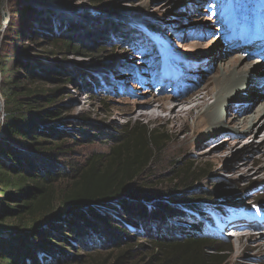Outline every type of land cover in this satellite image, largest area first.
<instances>
[{
  "label": "trees",
  "instance_id": "16d2710c",
  "mask_svg": "<svg viewBox=\"0 0 264 264\" xmlns=\"http://www.w3.org/2000/svg\"><path fill=\"white\" fill-rule=\"evenodd\" d=\"M44 1L24 0L1 35L0 264H86L77 252L87 249L120 251L113 264H222V257L212 252L222 243L206 228L209 221L197 200L187 194L163 198L143 179L169 142L166 132L125 126L120 135L109 136L108 153H93L84 165L69 169L60 163L78 141L70 131L84 137L81 127L87 123L65 117L55 86L73 85L87 95L94 86L52 56L62 51L98 57L104 48L94 44L109 40L108 34L121 42L134 40L113 24L89 31L88 24H75ZM106 1L89 3L100 7ZM149 31L157 35L159 28ZM39 38H46L54 51H38L33 45ZM143 43V49L133 48L144 52L154 77L162 61H153ZM189 178H180L175 189L190 188ZM191 213L199 218L188 227L178 221Z\"/></svg>",
  "mask_w": 264,
  "mask_h": 264
},
{
  "label": "rangeland",
  "instance_id": "374dc122",
  "mask_svg": "<svg viewBox=\"0 0 264 264\" xmlns=\"http://www.w3.org/2000/svg\"><path fill=\"white\" fill-rule=\"evenodd\" d=\"M23 2L2 0L3 22H9L12 12ZM44 3L75 24H88L89 31L113 24L117 31H129L126 34L133 35L134 40V43L121 42L116 34H108L109 40L94 44L104 48L98 57L70 56L62 51L52 56L77 69L79 76L86 75L94 86L89 95L73 85L55 86L62 97L59 104L67 110L65 117L73 121L84 118L87 123L81 127L85 130L84 137L70 131L69 136L78 141L60 163L69 169L71 165H84L93 153H108L109 136L120 135L125 126L130 129L156 127L168 134L169 142L157 153L143 179L163 198L187 194L191 201L197 200L198 210L209 221L206 228L222 243L212 251L222 257V264H264V224L259 228L264 217V125L259 127L255 123L245 132L242 124L243 117L253 115L264 102V64L259 63L264 62V30L257 29L258 25L264 29V0H109L100 7L92 6L89 0H45ZM7 25L0 30V46ZM244 26L252 35L246 41L251 44L242 46L243 40L235 36V31ZM154 27L159 28L157 35L149 31ZM259 37L260 41H254ZM135 39L141 49L145 47L143 42L148 44L150 48H146L152 51L153 61H163L156 74L162 76L156 81L148 74L144 52L133 48L139 47ZM33 46L40 52L54 51L46 38H39ZM225 48L228 53L221 54L220 50L225 51ZM215 56L221 60L211 61ZM229 62H234L238 68L248 65V71L240 79L244 76L250 88L262 97L253 104L252 96L240 91L230 103L221 102L220 120L215 130H190L200 110L192 111L185 123L177 127L163 118L137 117L148 111L149 107H144L148 101L154 100L153 106L157 107L161 97L182 100L205 95L213 89L214 81L224 73ZM172 63L182 66L175 75L178 79L173 81L170 80L174 74ZM152 66L155 65L150 64ZM185 87H188L187 93H184ZM240 98L244 101H239ZM207 99L209 104L213 103L209 95ZM180 102L176 111L183 106ZM0 104L2 106L1 96ZM130 111H133L132 117L128 115ZM67 146L70 144L65 148ZM187 168L195 173L184 174ZM187 177L193 181L191 187L176 190L175 185L181 184L180 178ZM198 218L191 213L178 221L188 227ZM244 225H254L260 230L247 229ZM96 245L99 244L96 242ZM257 245L260 247L254 248ZM220 249L222 252H218ZM119 253L116 249L96 252L87 249L79 250L77 255L83 257L86 264H113ZM125 264L129 263L125 261Z\"/></svg>",
  "mask_w": 264,
  "mask_h": 264
},
{
  "label": "bare ground",
  "instance_id": "6f19581e",
  "mask_svg": "<svg viewBox=\"0 0 264 264\" xmlns=\"http://www.w3.org/2000/svg\"><path fill=\"white\" fill-rule=\"evenodd\" d=\"M247 25H248V27H250V24L248 22H247ZM246 26H244V28L238 27L237 31H235L236 32L235 36L238 37L239 39L241 38L243 40L242 46H245L247 44L246 43L247 38L250 35H252L251 33L248 32L249 30H248V28H246ZM240 48L243 49V47H240ZM220 53L221 54H227L228 49L225 48V51L220 50ZM220 58L221 57L216 58V56H215V57H212L211 61H213V62L220 61L221 60ZM218 59H220V60H218ZM259 63L264 64V62H259ZM221 67H222V65H221ZM247 71H248V65L247 64H246V66H243L242 68H238V67H236L234 62H229L226 66V70L224 71V73L221 74L220 76H218L216 78V80L214 81L213 89L210 92L206 93L205 95H202V96L197 95V96H193V97L188 96L186 98H183L182 100H173L171 98L167 99L165 97H163V98L161 97L158 100L156 99L160 103L159 106H157V107L153 106L154 100L151 102L148 101L147 104H145V106H144L147 108L149 107L148 111L140 113L139 116H137V117L146 118L149 120H155V119L163 118L165 121L171 122L175 127H177L179 123H185L186 118L188 117V115L191 114L192 111L200 110V112H199L200 116L195 121L194 126L189 127L190 130L194 131V129L198 130L200 128L215 130L218 123H219V120H220V114L218 117V109H219L218 107H220L221 102H223L224 104L230 103L231 101H233L236 98L235 97L236 94L238 95V93H240V91L246 92L247 95L250 97L252 96L251 99L253 100L252 101L253 104L256 101H259L260 98L262 97L257 90L250 88V85L248 83H246V79L244 76L241 77V79H240V76L243 73L245 74ZM251 76L252 75L250 74V77ZM251 79H253V78H251ZM140 81L142 82V80H140ZM155 81H152V83H154ZM263 84L264 83H262V85ZM263 87H264V85H263ZM242 88L244 90H241ZM187 91H189L188 87H185L184 93H187ZM232 94H233V97H230ZM208 95H209L210 99L213 100L212 104L208 103V99H207ZM239 101L243 102L244 99L240 98ZM178 102L182 103L183 106L178 111H176ZM132 114H133V111H130L128 113V115L130 117H132L131 116ZM237 117H239V116H237ZM255 123L258 124L259 127L261 125H264V102L261 103L260 106H258L257 111H255V113L253 115L248 114L247 116H244L242 119L243 129H245V132L250 131V128ZM186 128L187 127H185L184 129H186ZM251 131H252V129H251ZM238 219H242L245 222H247L245 219H243L241 217H238ZM261 221H262V224L259 225L260 226L259 228L262 229L263 224H264V217H263V220L261 218ZM241 226L243 227V225H241ZM245 227H247V229H252V228L256 229L257 228V227H254V225H249V226H245ZM259 228H257L256 230H260ZM257 247H260V246L257 245L254 248H257ZM251 248H253V247H251Z\"/></svg>",
  "mask_w": 264,
  "mask_h": 264
},
{
  "label": "water",
  "instance_id": "95a60500",
  "mask_svg": "<svg viewBox=\"0 0 264 264\" xmlns=\"http://www.w3.org/2000/svg\"><path fill=\"white\" fill-rule=\"evenodd\" d=\"M2 3H1V16H2ZM7 18H8V16H7ZM2 23H3V26L5 27L6 26V24L8 23V20H6L5 22H3V20H2Z\"/></svg>",
  "mask_w": 264,
  "mask_h": 264
}]
</instances>
